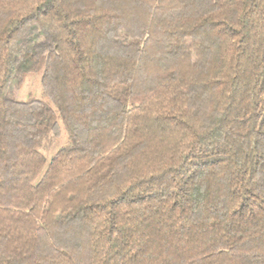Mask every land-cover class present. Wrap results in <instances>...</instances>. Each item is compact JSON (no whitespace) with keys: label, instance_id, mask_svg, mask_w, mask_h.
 Instances as JSON below:
<instances>
[{"label":"trees","instance_id":"16d2710c","mask_svg":"<svg viewBox=\"0 0 264 264\" xmlns=\"http://www.w3.org/2000/svg\"><path fill=\"white\" fill-rule=\"evenodd\" d=\"M0 264H264V0H0Z\"/></svg>","mask_w":264,"mask_h":264},{"label":"rangeland","instance_id":"374dc122","mask_svg":"<svg viewBox=\"0 0 264 264\" xmlns=\"http://www.w3.org/2000/svg\"><path fill=\"white\" fill-rule=\"evenodd\" d=\"M41 72H36L31 74L23 88L17 93L16 98L21 101H28L34 98L41 97ZM64 140L54 139L49 145L47 151L45 152V156L47 160H50L55 151L63 145Z\"/></svg>","mask_w":264,"mask_h":264}]
</instances>
